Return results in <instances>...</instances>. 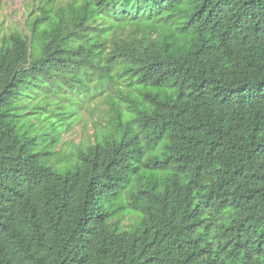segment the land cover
I'll use <instances>...</instances> for the list:
<instances>
[{
  "label": "trees",
  "instance_id": "1",
  "mask_svg": "<svg viewBox=\"0 0 264 264\" xmlns=\"http://www.w3.org/2000/svg\"><path fill=\"white\" fill-rule=\"evenodd\" d=\"M103 95L69 155L21 132L32 100ZM0 264H264V0H46L0 30Z\"/></svg>",
  "mask_w": 264,
  "mask_h": 264
},
{
  "label": "rangeland",
  "instance_id": "2",
  "mask_svg": "<svg viewBox=\"0 0 264 264\" xmlns=\"http://www.w3.org/2000/svg\"><path fill=\"white\" fill-rule=\"evenodd\" d=\"M46 0H0V30L10 33L15 29H26V20L34 8H39ZM106 95H103L93 103H83L75 98L67 99L62 105H43L42 102L32 100L29 102L26 115L22 120L21 132H27L29 136H36L41 132H53L62 135L57 149H61L63 155H69L74 151L75 145L86 140L99 127L98 121L107 123L110 115L109 103H105ZM74 149V150H73ZM76 151V150H75ZM158 149L156 152H159ZM72 154V153H71ZM68 160L55 165L60 171L72 170L77 163V155L69 156ZM139 218H126L125 224L137 222Z\"/></svg>",
  "mask_w": 264,
  "mask_h": 264
}]
</instances>
